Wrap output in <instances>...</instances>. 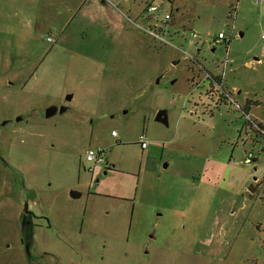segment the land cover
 I'll list each match as a JSON object with an SVG mask.
<instances>
[{
  "label": "rangeland",
  "instance_id": "rangeland-1",
  "mask_svg": "<svg viewBox=\"0 0 264 264\" xmlns=\"http://www.w3.org/2000/svg\"><path fill=\"white\" fill-rule=\"evenodd\" d=\"M103 1L0 0V264H264V2Z\"/></svg>",
  "mask_w": 264,
  "mask_h": 264
},
{
  "label": "flooded vegetation",
  "instance_id": "flooded-vegetation-1",
  "mask_svg": "<svg viewBox=\"0 0 264 264\" xmlns=\"http://www.w3.org/2000/svg\"><path fill=\"white\" fill-rule=\"evenodd\" d=\"M64 104L67 105V103L65 102ZM16 117L14 118L15 119L14 121L10 119L5 120L4 122H6V124L4 126L1 124L0 130L2 129V127L8 126L9 124H12L14 122L16 123L21 121V119L19 121H16ZM108 163L105 166L98 165L90 169V166L86 162V164L88 165L87 172L91 175V179L89 180L90 181L89 189L91 190L92 188V190L89 191L88 194L90 195L93 194L94 193L93 189L96 188L98 184L102 186L103 183L107 180V178H109L110 175H112L115 172L114 167L112 165H109ZM37 219L38 217L34 215L33 211L29 208L28 202L25 201L20 216L18 218L19 221L18 230L20 235L18 241H19V247L24 253L26 264H38L39 262L38 261L39 256L36 257L33 255V251L35 249L34 247L36 245L35 233L39 228L38 224L36 223ZM152 239L154 238L152 237ZM46 252L47 251H43L42 253L47 254Z\"/></svg>",
  "mask_w": 264,
  "mask_h": 264
},
{
  "label": "built area",
  "instance_id": "built-area-1",
  "mask_svg": "<svg viewBox=\"0 0 264 264\" xmlns=\"http://www.w3.org/2000/svg\"><path fill=\"white\" fill-rule=\"evenodd\" d=\"M253 1H254V3H257V5L264 2V0H253ZM148 11L149 12H155V11L157 12V9L155 6L150 5V6H148ZM169 18H170L169 14L163 15L164 20H168ZM48 41L51 42V39H48ZM228 42H230V38L225 37V35H223L222 32H219L217 34V37L215 39V44L224 45ZM225 63H227V62L225 61ZM207 81H209L208 76H207ZM216 86H217V84H216ZM217 87H219V86H217ZM110 135L113 138L116 137V133L114 131H111ZM139 144L141 146L140 149H142V150L147 147V142L142 137L139 139ZM85 160H86L87 164L90 166V169L93 168L94 166H98V165L105 166L108 163V159L106 157L105 150H103V148H101V147L90 148L87 151H85ZM251 162L252 161H251L250 154H249L245 157L244 163L249 165V164H251Z\"/></svg>",
  "mask_w": 264,
  "mask_h": 264
},
{
  "label": "water",
  "instance_id": "water-1",
  "mask_svg": "<svg viewBox=\"0 0 264 264\" xmlns=\"http://www.w3.org/2000/svg\"><path fill=\"white\" fill-rule=\"evenodd\" d=\"M156 84H157V81H156ZM72 97L73 95L70 93V94H67L65 95L64 97V101L65 103H68V102H71L72 100ZM68 110V107L66 104L60 106V107H57V106H54V105H51L49 107H47L45 109V111L43 112V116L46 118V119H49L51 118L52 116L54 117L56 114H63L64 112H66ZM21 118L18 116L16 117V121H19ZM154 121L157 122V123H161V124H164L167 126L168 124V121H167V112L165 110H161L159 111L157 114H155V117H154ZM6 124V122H2V125L4 126ZM248 191L250 192H253L252 188L250 187L248 189ZM80 196H82V193L81 192H78V191H71L70 192V198L71 199H78Z\"/></svg>",
  "mask_w": 264,
  "mask_h": 264
},
{
  "label": "trees",
  "instance_id": "trees-1",
  "mask_svg": "<svg viewBox=\"0 0 264 264\" xmlns=\"http://www.w3.org/2000/svg\"><path fill=\"white\" fill-rule=\"evenodd\" d=\"M156 7V6H155ZM157 9V11H158V8H156ZM171 17V16H170ZM170 19V18H169ZM162 22H163V25H165V24H167V20H164V19H162ZM160 32V33H159ZM159 34H161V33H163V29L162 28H159ZM229 43L230 42H228V43H226V44H224V45H229ZM244 110L246 111L245 112V114H248V112L250 111V107H248V106H246V107H244ZM250 123V124H249ZM247 124L248 125H252L253 123H251V122H247ZM257 126V128H258V131L259 132H262V134L264 133V126H262V125H260V124H258V125H256Z\"/></svg>",
  "mask_w": 264,
  "mask_h": 264
},
{
  "label": "crops",
  "instance_id": "crops-1",
  "mask_svg": "<svg viewBox=\"0 0 264 264\" xmlns=\"http://www.w3.org/2000/svg\"><path fill=\"white\" fill-rule=\"evenodd\" d=\"M73 1H74V0H73ZM101 2L103 3L104 1H103V0H101ZM149 16H150V15H149ZM149 16H148V15L146 16V19H147V20H148Z\"/></svg>",
  "mask_w": 264,
  "mask_h": 264
}]
</instances>
